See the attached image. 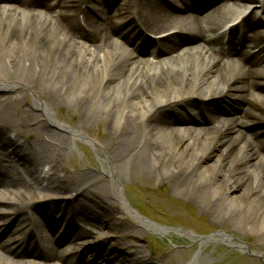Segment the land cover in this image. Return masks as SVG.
Segmentation results:
<instances>
[{
    "label": "bare ground",
    "instance_id": "bare-ground-1",
    "mask_svg": "<svg viewBox=\"0 0 264 264\" xmlns=\"http://www.w3.org/2000/svg\"><path fill=\"white\" fill-rule=\"evenodd\" d=\"M245 1L259 4L261 10L246 14V7L234 10L220 1L202 14L181 13L192 0H121L111 16L94 10L96 16L81 7L84 3L101 6L106 3L102 0H14L9 8L0 6V91H7L0 95V139L7 131L20 135L31 129L38 135L24 143L28 149L22 170L15 169L14 160L0 151V220L5 217L0 229L15 208V214L20 213L17 219L26 224L24 230L37 231L46 250L28 253L20 240L8 236L0 239V264H78L85 249L98 247L97 234L92 236L95 229L114 232V242L103 243L99 264H146L143 245L132 238L164 230L133 215L121 183L128 172L148 183L163 175L160 182L169 181L177 196L209 207L211 216L219 209L220 217L224 210L220 220L238 226V231L230 228L229 233L205 238L185 234L200 246L187 264L210 260L201 255L207 240L247 250L252 246L235 240L248 233L264 239V93L259 92L264 90V66L260 53L243 51L247 43L237 50L230 38L239 29L250 36V49L262 44L264 50V34L253 36L261 29H250L264 27V0ZM258 12L262 14L256 17ZM80 13L89 42L76 36ZM115 15L119 19H113ZM55 16L64 18L66 25ZM226 25L231 27L224 33L221 29ZM147 32L163 37L158 55L153 56L155 45L144 56H129L121 49L132 38L139 40L136 47L149 43ZM24 90L45 120L15 97ZM248 90L256 96L246 98ZM64 100L73 101L77 110L74 127L59 123L53 112ZM217 113L221 117H215ZM248 122L258 123L261 129L247 135ZM91 125L100 126L102 144L83 132ZM18 126L25 127L20 131ZM16 134L14 140L6 137L16 141ZM76 139L99 146L101 170L63 177L56 174L54 164L53 171L44 173L45 166L56 162L54 153L61 157L66 148H75ZM214 149L220 153L205 163ZM41 161L47 164L40 172ZM103 176L106 182L89 185ZM108 186L110 194L104 192ZM71 191L79 193L72 197ZM54 197H66L56 211ZM75 198L77 208L67 210ZM118 204L122 215L133 220L128 227L113 216ZM52 233L53 239H48ZM66 238L79 246L69 255L56 253L53 248ZM121 247L124 252L118 250Z\"/></svg>",
    "mask_w": 264,
    "mask_h": 264
},
{
    "label": "rangeland",
    "instance_id": "rangeland-1",
    "mask_svg": "<svg viewBox=\"0 0 264 264\" xmlns=\"http://www.w3.org/2000/svg\"><path fill=\"white\" fill-rule=\"evenodd\" d=\"M202 13L204 12L202 11L198 14ZM4 93H7V91H0V95ZM18 96L23 106L28 107L34 114H38L45 120L43 113L40 112L38 107H35L33 97L27 93L26 90H24V93L18 94ZM73 105V101L71 103L69 100H64L59 104L58 109H53L59 123L67 124L70 127L76 126L75 123H78L77 110L74 109ZM47 126L57 130L55 128L57 127L56 125H52L51 127V125L49 126L47 123ZM18 128L20 131L23 130L22 126H18ZM256 129V126L249 125L244 128V132L249 135L255 132ZM57 132L67 136L69 135L67 132H62L61 130H57ZM83 132L89 139H93L98 144L103 143L101 140L100 126L91 125L90 127L84 128ZM20 136H22L21 141L24 143V139L30 141L33 136L36 138L38 135L33 133L31 129H27L26 131L23 130ZM87 141L88 140L85 139H76L75 148L71 147L70 150L66 148L65 153L58 159L61 167L66 173L73 174L74 172L78 173V171L87 169L93 171L98 169L101 170L104 162L99 159V155H102V152L99 147H97V144H90ZM203 149L206 150L205 144ZM219 153L220 151H215V149L209 150L205 163L211 162L212 158ZM41 165L42 164H40L39 168ZM127 175V177L121 180L124 188L123 195L128 201L129 206L134 209L136 213H140L143 218L149 219L161 227L165 226L171 227L174 230L182 229L185 231H195L202 235H210L216 231L229 233L230 228L234 231H238V226L232 224L228 219L223 222L220 220L224 210L221 211L220 217L219 209L211 216L209 214V207L194 204L193 200L188 197L177 196L175 191L171 190L169 181L167 182V180H164L160 182L163 175H160L159 179L151 183L143 179L136 180L135 177H132L131 172H128ZM106 179L105 176L96 177L95 180H93L94 182L89 185H94L98 181H103L104 183ZM109 190L110 188L108 186L104 192L110 194L111 192ZM161 200H164L165 204H163ZM72 205L76 208L78 202L75 200ZM119 209H121V207H119ZM118 213H120V211ZM123 224L125 227L129 226L128 222H124ZM219 225H221V227ZM96 231L98 230L96 229ZM0 239H4L1 233ZM241 240L245 241L247 246H252L253 249H248L247 252H241L233 248L229 249L227 247L228 243L226 242L209 241L202 245L201 255L209 256L210 260L206 264H264V239L259 240L248 233L245 237H241ZM241 240L237 241L240 242ZM138 243L141 244V246L143 245L145 255L149 254L150 256L146 264H187L192 255L200 249L196 238H190L175 231H168L166 234L163 233L162 235L146 231L143 238L138 240ZM94 256L96 255H93V252L84 254L80 258L78 264L101 263V260L99 258L94 259Z\"/></svg>",
    "mask_w": 264,
    "mask_h": 264
}]
</instances>
